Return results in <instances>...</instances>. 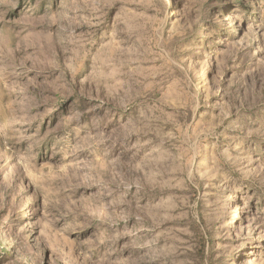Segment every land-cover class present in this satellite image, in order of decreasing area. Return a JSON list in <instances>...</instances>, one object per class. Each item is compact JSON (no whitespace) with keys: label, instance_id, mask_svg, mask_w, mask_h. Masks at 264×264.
I'll list each match as a JSON object with an SVG mask.
<instances>
[{"label":"rangeland","instance_id":"obj_1","mask_svg":"<svg viewBox=\"0 0 264 264\" xmlns=\"http://www.w3.org/2000/svg\"><path fill=\"white\" fill-rule=\"evenodd\" d=\"M0 264H264V0H0Z\"/></svg>","mask_w":264,"mask_h":264},{"label":"trees","instance_id":"obj_2","mask_svg":"<svg viewBox=\"0 0 264 264\" xmlns=\"http://www.w3.org/2000/svg\"><path fill=\"white\" fill-rule=\"evenodd\" d=\"M217 44H218V43H215V44L211 45L212 49H215L214 47H215V45H217ZM203 48H204V49L207 48V45H204Z\"/></svg>","mask_w":264,"mask_h":264}]
</instances>
